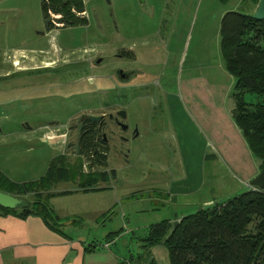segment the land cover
<instances>
[{"label": "rangeland", "instance_id": "1", "mask_svg": "<svg viewBox=\"0 0 264 264\" xmlns=\"http://www.w3.org/2000/svg\"><path fill=\"white\" fill-rule=\"evenodd\" d=\"M86 1L87 11L73 8L88 13L84 25L45 24L42 35L27 29L11 41L0 24V167L12 180L24 182L45 175L50 161L63 152L74 161L72 149L64 144L66 127L74 143L77 118L103 111L100 90L106 91L108 102L114 94L117 107L128 110L130 140L114 152L109 148L107 168L92 169L114 170L115 179L100 182L105 189L87 193L79 191L78 181L61 182L52 191L66 194L49 202L62 209L63 225L72 222L64 230L75 239L101 242L109 232L122 230L111 244L113 251L128 259L141 255L170 264L163 245L152 247L151 253L143 247L149 226L164 219L176 222L239 195L261 173L232 119L235 78L226 69L220 47L221 18L231 10L251 14L245 8L251 0ZM32 40L36 43H29ZM33 47L48 52L36 63L25 61L24 67L44 66L48 60L51 68L24 71L12 65L15 57L22 61L34 56ZM122 50H131L134 57L117 58ZM118 66L144 73L122 83L115 78ZM205 85L223 92L202 100L199 90ZM246 100L258 98L247 93ZM223 105L236 132L228 125ZM206 115L215 118L214 124ZM135 126L139 134L133 138ZM224 129L227 133L218 139ZM141 208L145 210L139 212ZM99 247L111 253L105 242Z\"/></svg>", "mask_w": 264, "mask_h": 264}, {"label": "trees", "instance_id": "2", "mask_svg": "<svg viewBox=\"0 0 264 264\" xmlns=\"http://www.w3.org/2000/svg\"><path fill=\"white\" fill-rule=\"evenodd\" d=\"M48 7L62 14L63 27L88 23L87 18L73 12V8L86 10L84 0H49V3L42 0L45 20L49 17ZM220 35L226 69L235 78L232 116L259 161V171L264 173V19L237 10L227 11L221 18ZM247 93L258 100L248 102ZM96 140L95 133L84 137L80 141V153L73 151L74 161L67 154L55 156L45 175L36 180L14 181L0 170V191L23 200L15 208L0 205V215L21 219L38 216L48 228L63 233V218L49 199L66 191L55 192L52 188L61 182L78 181L82 191L102 190L105 187H99V183L108 182L116 173L92 169L93 165L108 167V150ZM84 158L90 161L88 171L84 170ZM121 234L122 230L109 232L103 241L90 242L85 250L94 251ZM143 240L148 252L156 245H163L170 264H264V188L251 186L239 195L207 205L176 222L164 219L151 224ZM146 261L157 264L154 258Z\"/></svg>", "mask_w": 264, "mask_h": 264}, {"label": "crops", "instance_id": "3", "mask_svg": "<svg viewBox=\"0 0 264 264\" xmlns=\"http://www.w3.org/2000/svg\"><path fill=\"white\" fill-rule=\"evenodd\" d=\"M84 3L87 5L86 0H84ZM259 4L260 0H251L250 6L245 8H248L249 13L252 12L251 14H254L258 9ZM0 14H4V18H2L4 20H0V24L6 29V33L11 41L17 39L20 35H23L27 29L30 30V33L34 32L36 36L42 35L40 30L43 28V25H45V19H43L44 14L42 13V0H0ZM43 34L45 33L43 32ZM35 41L36 40H32V42L29 43L35 44ZM25 42L26 41H23L21 43ZM24 48L25 47H19L17 49L15 47L14 50L24 51ZM32 50L35 51L34 56L28 58V60H23L24 58L22 57V61L19 60L18 57H15L12 59V65L22 69L21 66H24L25 61L36 63L38 60V53H40L41 50L48 52L45 48L33 47ZM25 58H27V56H25ZM47 61L48 60H46L44 66H50V63ZM8 73L9 72L7 71L2 75H7ZM219 90L220 89H217V86L212 89L205 85L199 90L202 95L201 99L209 100L210 97H213V92L217 95L223 92ZM136 99L137 98L130 101V112L136 103ZM140 101L141 98H139V102ZM212 106L214 107L213 104ZM220 108L223 110V113L228 120L229 127L236 132V126L230 119L232 116L229 115L227 106L223 105ZM213 114H215V112ZM205 118L209 120V124H214V117L206 115ZM225 133H227L226 129L220 131L218 133L220 138L218 139L224 137ZM224 141L227 140L224 139ZM250 153L252 152L250 151ZM0 170L5 172L1 167ZM112 177L115 179L116 173L113 174ZM99 187L106 188V185H101L100 183ZM64 191L65 190H55V192ZM83 192L87 193L89 191ZM52 206L56 213L63 218L62 222L64 224L65 217L59 212L62 209H57L53 204ZM144 210V208H141L138 211L142 212ZM71 224L72 222L67 220L65 225L61 227L63 233H58L48 228L43 219L38 216H30L26 219H21L13 215H0V264H118L123 261L127 264H143V262H147L145 256L140 255L138 259L132 256L131 259H128L123 253L113 251L111 249L113 241L111 243H106L111 249L110 254L103 253L102 248L100 247V249L97 247L94 251H86L85 246L90 244L87 239L85 241L82 239H75L64 230L66 226Z\"/></svg>", "mask_w": 264, "mask_h": 264}, {"label": "flooded vegetation", "instance_id": "4", "mask_svg": "<svg viewBox=\"0 0 264 264\" xmlns=\"http://www.w3.org/2000/svg\"><path fill=\"white\" fill-rule=\"evenodd\" d=\"M88 19V13L87 16H81ZM89 20V19H88ZM50 26V25H49ZM131 50H122L115 54L117 58L120 59H127V57L130 54ZM44 51L41 50L40 53H38V56H41ZM134 56L131 55L128 57L133 58ZM29 57H27L28 59ZM100 60V61H98ZM101 57L97 59V62H101ZM22 70L27 71L29 69H38L43 70L45 68H48L50 66H40L35 68H24V66H21ZM51 68V67H50ZM144 72L140 70H135L132 68H124L122 66H118L115 68V78L122 83H130L132 79H136L142 76ZM110 78V76H107ZM84 79H81L83 81ZM101 94V100H100V106H102L103 111H101L100 114H88L84 116H79L77 118V131H76V141L74 143L71 142V135H70V128L66 127V135L64 144L67 147V149H72L73 151H76V154L78 155L80 153V147H79V153H77L76 150V144L80 142L84 137H90L91 135H94L98 140L97 142H100L103 147H106L107 150L111 148V150H117L118 144L123 147L125 142L129 141L130 138L128 136V133L130 131V126L127 124V115L128 110L127 108H120L117 107V104H120L118 102H115V96L112 94V100L107 101L106 91L100 90ZM130 110V107H129ZM120 111H125L126 115L123 116ZM94 117H98V119H94ZM49 123H53L49 122ZM26 127V125H24ZM72 127V126H71ZM138 128L135 126L132 130L133 138L138 136ZM103 154H107L105 151H102ZM66 154V153H62Z\"/></svg>", "mask_w": 264, "mask_h": 264}, {"label": "water", "instance_id": "5", "mask_svg": "<svg viewBox=\"0 0 264 264\" xmlns=\"http://www.w3.org/2000/svg\"><path fill=\"white\" fill-rule=\"evenodd\" d=\"M253 16L257 19H264V0H260V4L256 12L253 14ZM49 23V19L45 20V24ZM100 61V60H98ZM120 113L125 116L126 112L125 111H120ZM94 119H98V117H94ZM79 147H80V142L76 144V150L77 153H79ZM251 185L253 187H259V188H264V173H260L258 176H256L252 181ZM22 199L14 196L12 194L0 191V205L8 208H15L19 204L22 203Z\"/></svg>", "mask_w": 264, "mask_h": 264}, {"label": "built area", "instance_id": "6", "mask_svg": "<svg viewBox=\"0 0 264 264\" xmlns=\"http://www.w3.org/2000/svg\"><path fill=\"white\" fill-rule=\"evenodd\" d=\"M46 3H49V0H45ZM48 19H49V23L52 24V26L54 27H61L63 26V23L60 22L59 20L62 18V14L60 13H56L53 8L48 7ZM74 13H76L77 15H82V16H87V13H77L76 11L73 10ZM51 26V25H50Z\"/></svg>", "mask_w": 264, "mask_h": 264}]
</instances>
